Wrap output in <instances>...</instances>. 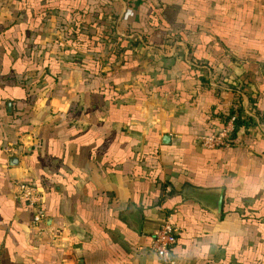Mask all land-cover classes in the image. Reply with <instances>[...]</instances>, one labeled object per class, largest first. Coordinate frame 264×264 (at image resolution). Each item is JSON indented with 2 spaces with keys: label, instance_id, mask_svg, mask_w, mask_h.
<instances>
[{
  "label": "crops",
  "instance_id": "0c3cea01",
  "mask_svg": "<svg viewBox=\"0 0 264 264\" xmlns=\"http://www.w3.org/2000/svg\"><path fill=\"white\" fill-rule=\"evenodd\" d=\"M0 144V264H264V0H0Z\"/></svg>",
  "mask_w": 264,
  "mask_h": 264
},
{
  "label": "built area",
  "instance_id": "2783aa9c",
  "mask_svg": "<svg viewBox=\"0 0 264 264\" xmlns=\"http://www.w3.org/2000/svg\"><path fill=\"white\" fill-rule=\"evenodd\" d=\"M234 122L235 117L228 122L222 131L215 135L198 137L197 141L203 148H228L230 146L232 132L234 131ZM0 148H2L1 144ZM17 187L18 192L16 198L28 201L33 209L32 228L39 234H42L44 232L42 226H44L46 218L45 211L42 208V195L38 193L35 184H30L26 181L21 182ZM177 235V228L170 219H167L153 235L149 249L157 256L161 264H179L173 253V248L177 244Z\"/></svg>",
  "mask_w": 264,
  "mask_h": 264
},
{
  "label": "trees",
  "instance_id": "16d2710c",
  "mask_svg": "<svg viewBox=\"0 0 264 264\" xmlns=\"http://www.w3.org/2000/svg\"><path fill=\"white\" fill-rule=\"evenodd\" d=\"M102 40L104 39L105 41L109 42L111 39L108 36H103L102 33L99 34L97 36V40ZM81 42V40H80ZM201 71V70H199ZM204 84L207 86L206 81H204ZM234 109L232 111H226L225 116H226V120L225 123L227 124L228 121H230L233 117H235V122H234V131L232 132L231 135V140H230V144H232V142H235V138L236 136H238L239 133H241V131H246L248 132V129L252 128L254 126L253 121L251 118L245 116L242 112V109H240L237 105H233ZM226 127V125H225Z\"/></svg>",
  "mask_w": 264,
  "mask_h": 264
},
{
  "label": "rangeland",
  "instance_id": "374dc122",
  "mask_svg": "<svg viewBox=\"0 0 264 264\" xmlns=\"http://www.w3.org/2000/svg\"><path fill=\"white\" fill-rule=\"evenodd\" d=\"M197 0H192V2H196ZM211 1L212 0H198V8H200V7H204V4H207V5H209L210 3H211ZM197 4V3H196ZM203 11V10H202ZM202 11H198L199 13H198V15H202ZM208 12V14H207V16H206V20H202L201 21V24H199L198 23V32H199V29L201 28V27H204V25H206V24H208V26H211V24L210 23H212V21H211V19L213 18V17H216V18H218V20H217V22L218 23H224V19H225V17H226V15L225 14H223V11H214V12H216V15H212L211 13H210V11H207ZM199 17V16H198ZM202 18H203V16H202ZM161 51L162 52H166V53H173V55L175 54V55H177L176 54V52H174V48H172L169 44H168V42H165L164 43V47L161 49ZM160 51V52H161ZM198 70H200V69H198ZM215 81H217V83L216 84H219V86L220 87H224V85H225V83L223 82V80H221V81H219L218 82V80L217 79H215ZM224 83V84H223ZM240 91V90H239ZM241 104V103H240ZM239 104V105H240ZM228 124V123H227ZM216 134V133H215ZM215 134H213V135H215Z\"/></svg>",
  "mask_w": 264,
  "mask_h": 264
},
{
  "label": "water",
  "instance_id": "95a60500",
  "mask_svg": "<svg viewBox=\"0 0 264 264\" xmlns=\"http://www.w3.org/2000/svg\"><path fill=\"white\" fill-rule=\"evenodd\" d=\"M165 141H169L170 137L166 136L164 138ZM213 213L218 217L221 218L222 215V208H223V190L219 192V196L215 202H213Z\"/></svg>",
  "mask_w": 264,
  "mask_h": 264
}]
</instances>
